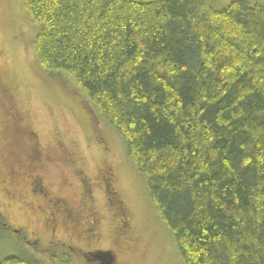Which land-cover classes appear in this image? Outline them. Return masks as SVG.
Instances as JSON below:
<instances>
[{"label":"trees","instance_id":"obj_1","mask_svg":"<svg viewBox=\"0 0 264 264\" xmlns=\"http://www.w3.org/2000/svg\"><path fill=\"white\" fill-rule=\"evenodd\" d=\"M19 1L39 67L120 134L181 261L264 264V4ZM23 253L4 262L44 264Z\"/></svg>","mask_w":264,"mask_h":264},{"label":"rangeland","instance_id":"obj_2","mask_svg":"<svg viewBox=\"0 0 264 264\" xmlns=\"http://www.w3.org/2000/svg\"><path fill=\"white\" fill-rule=\"evenodd\" d=\"M230 1L212 0V4L222 8ZM258 1L264 4V0ZM37 29V24L29 21L22 2L0 0V110L12 112L20 130H28L29 126L35 131L43 156L58 160L57 143L61 142L76 158L79 157V168L94 182L88 206L101 220L95 239L71 238L69 233L65 235L60 230L56 231L54 239L71 243L78 255L92 247L113 248L119 253L120 264H184L169 229L152 207L145 176L129 160L120 134L106 125L100 113L99 117L96 112L88 114L66 84L69 89L39 67L34 57ZM3 127L0 123V136ZM17 144L15 139L0 143V151H4L10 160L0 162V178L3 182L5 178L12 182L10 197L0 191V214L5 223L13 227V230L0 229V264H10L4 259L12 255L22 257L23 251L44 264H61L53 258V250H47L50 237L35 212V202L29 196L28 176L21 174L17 180H12L11 175L19 170L18 165L24 162L23 153L26 152L24 145L19 143V147ZM63 166H41L36 171L43 175L44 184L53 194L68 197L76 203L80 188L73 172L77 166L75 169ZM108 171L112 172V177ZM105 183L109 188L105 189ZM33 185L37 187V184ZM107 190L110 191L111 204L106 198ZM112 203L125 208L129 214L131 226L127 235L121 234L123 230L118 234L115 232ZM16 228L27 234L26 240L17 235ZM33 229L38 230L34 234L40 236L36 243L34 236L29 234ZM122 246L127 247L123 253L120 252L122 249L119 250ZM72 264L83 262L77 259Z\"/></svg>","mask_w":264,"mask_h":264},{"label":"flooded vegetation","instance_id":"obj_3","mask_svg":"<svg viewBox=\"0 0 264 264\" xmlns=\"http://www.w3.org/2000/svg\"><path fill=\"white\" fill-rule=\"evenodd\" d=\"M3 89V88H2ZM88 111V110H87ZM88 114H92L88 111ZM0 123H3L4 129L1 130L2 135L0 136V143L6 141L7 139H15L16 143H20L25 146L26 152L23 153L24 162L19 163L17 172L11 175L12 180H17L21 174L27 175L28 179L26 181V185H28L29 196L31 197V201L35 202V212L39 217L41 223H43L44 228H46V232L49 235V239L47 241V250H54L56 247L59 250V257L60 260L71 259L73 262H76L79 259V262H83V264H100L99 260L94 259L92 257V253H95L100 250H109L114 253V264H120L119 261V253L117 250L111 249H104L103 247H92L89 249H84V255H78L75 251V246L71 243H65L63 241L55 240L56 231L60 230L62 233L69 236L71 238L80 236L83 239H89L97 237L99 233V224L101 222L100 218H98L97 212L91 209L88 206V201H91L92 192H93V180L90 179L89 176L85 175L83 169L79 168V164H77V159L79 157H75L73 153L66 147L65 144L58 142L59 148V156L58 160L54 157L47 155V157L43 156L41 152V145L39 144L38 135L33 131L29 126L28 130H20V125L17 124V121H14V115L12 112L4 111L3 109L0 110ZM14 141V140H13ZM17 144V146H19ZM20 147V146H19ZM4 149V148H3ZM2 151V150H1ZM44 160V164L42 163ZM9 164H12L10 162ZM43 164V165H42ZM71 166L75 169L73 172L74 176L77 178L78 187L80 188L78 194V201L74 203L72 199L68 197H61L60 195L53 194L48 186L44 184V178L42 174H39L36 170L37 167H46L50 165H55L57 167H62L63 165ZM64 167V166H63ZM34 173V175H33ZM109 177H112V172L108 171ZM3 182L0 178V191H3L8 197L9 195V186L11 185V181L4 179ZM28 182V183H27ZM37 184V187H34L33 184ZM104 183V182H102ZM50 187V186H49ZM109 188L108 183L104 185ZM109 192L106 191V198H108L109 204H111V198L109 197ZM41 199V200H40ZM113 210L112 213L114 218L116 219L115 224V232L118 234L121 230L123 232L121 234L127 235L130 232L129 222V214L125 210V208L114 205L112 203ZM122 213L121 216L117 214ZM33 225L35 223L33 222ZM124 226V229L122 228ZM122 228V229H121ZM16 228L15 231H17ZM13 230V228H12ZM38 230H30L29 234L33 235L34 243L40 238V236L35 235L37 234ZM32 238V239H33ZM95 239V238H94ZM29 240V239H28ZM33 243V244H34ZM36 247V246H35ZM122 249V250H121ZM127 247L120 248V252H124ZM65 255V256H64ZM77 255V257H75Z\"/></svg>","mask_w":264,"mask_h":264},{"label":"water","instance_id":"obj_4","mask_svg":"<svg viewBox=\"0 0 264 264\" xmlns=\"http://www.w3.org/2000/svg\"><path fill=\"white\" fill-rule=\"evenodd\" d=\"M92 257L99 260L100 264H114V253L109 250H100L92 253Z\"/></svg>","mask_w":264,"mask_h":264}]
</instances>
